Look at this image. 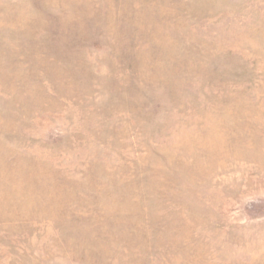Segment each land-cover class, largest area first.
<instances>
[{
  "label": "rangeland",
  "instance_id": "374dc122",
  "mask_svg": "<svg viewBox=\"0 0 264 264\" xmlns=\"http://www.w3.org/2000/svg\"><path fill=\"white\" fill-rule=\"evenodd\" d=\"M0 264H264V0H0Z\"/></svg>",
  "mask_w": 264,
  "mask_h": 264
}]
</instances>
